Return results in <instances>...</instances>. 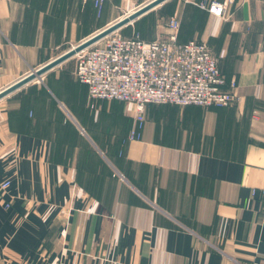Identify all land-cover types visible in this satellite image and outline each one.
<instances>
[{
    "label": "crops",
    "instance_id": "0c3cea01",
    "mask_svg": "<svg viewBox=\"0 0 264 264\" xmlns=\"http://www.w3.org/2000/svg\"><path fill=\"white\" fill-rule=\"evenodd\" d=\"M126 1L106 0L100 19L85 0H0V91ZM189 1L180 41L210 46L238 101L148 106L129 142L120 101L88 121L87 86L80 103L68 67L0 100V264H264V0H232L225 19ZM84 123L90 152L68 141Z\"/></svg>",
    "mask_w": 264,
    "mask_h": 264
},
{
    "label": "built area",
    "instance_id": "2783aa9c",
    "mask_svg": "<svg viewBox=\"0 0 264 264\" xmlns=\"http://www.w3.org/2000/svg\"><path fill=\"white\" fill-rule=\"evenodd\" d=\"M94 1L101 11L105 0ZM232 0L201 4L225 19ZM180 19L173 17L166 37L145 41L114 33L76 55V78L87 86L91 101H120L132 106L138 128L148 104L228 108L238 101L236 78L230 81L206 42H179ZM134 129L130 137H138ZM10 182L0 184L4 195ZM6 208L11 203L5 204ZM264 223V213L262 216Z\"/></svg>",
    "mask_w": 264,
    "mask_h": 264
},
{
    "label": "rangeland",
    "instance_id": "374dc122",
    "mask_svg": "<svg viewBox=\"0 0 264 264\" xmlns=\"http://www.w3.org/2000/svg\"><path fill=\"white\" fill-rule=\"evenodd\" d=\"M143 1L127 0L126 2L122 3V5H118L114 11V15H116V17H118V19H115V21H113V23L116 22V20L118 21L120 18L125 17L126 15L130 14L134 10L140 8L141 6L145 5L146 3H148L152 0H143ZM188 2H190V1L189 0H168L167 2L162 4L161 6L155 8L154 10L150 11L149 13L145 14L144 16L135 20L131 24L124 26L123 28L119 29L118 31H116L114 33L120 34V35L125 36V37H127V36H140L141 35L146 40L147 39L151 40V39L166 37L169 33V28H168L169 21L173 17H177L178 19H180V17L182 18V16H185L186 6L189 5ZM220 2H222V1H220ZM102 16L103 15H97V17L100 19L102 18ZM184 25L186 28H189L188 22L184 23ZM104 28H106V27H104ZM98 32H96V33H98ZM83 41L84 40H80L76 44H73V46H76ZM73 46H70L67 49V51L69 49H71ZM77 59L78 58L75 55L73 58L65 61L64 63H62L61 65H59L58 67H56L54 69L59 71V69H60L59 67H61V68L62 67L63 68L68 67V69H70V71H72V76L76 77ZM41 66L33 67V68H39ZM28 72L30 73V71H28ZM29 73H26L25 75L20 77V79H22L23 77H25ZM20 79H18L17 81H19ZM44 81H45V77L43 76V80L37 79V80L33 81L32 83L26 85L25 87L17 90L16 93L18 91L22 92V93H26L28 91H33V89H35L36 86L41 85ZM72 88H73L76 96L79 97V102H80V99L83 96L82 95L83 89L77 83H74ZM108 103H114V102H108ZM119 104H121L124 107L125 111L127 112V116L133 120L134 114L132 112V110H133L132 106H130L126 103H120V102H119ZM233 106H231V107H233ZM163 107H165V106H163ZM228 108H230V107H228ZM96 110H97V108L96 109H90V107H88V111H90V114L87 115L88 121L93 122V115L92 114L95 115ZM144 120H145V118H144ZM144 127H145V124L140 129H142V128L144 129ZM131 132H130V134H131ZM136 132H137V135H139V136L135 137V138H131L129 135V137H128L129 142L142 140L144 133H139L138 131H136Z\"/></svg>",
    "mask_w": 264,
    "mask_h": 264
},
{
    "label": "water",
    "instance_id": "95a60500",
    "mask_svg": "<svg viewBox=\"0 0 264 264\" xmlns=\"http://www.w3.org/2000/svg\"><path fill=\"white\" fill-rule=\"evenodd\" d=\"M168 0H152L145 5L141 6L140 8L136 9L134 12L126 15L123 18H120L115 23L109 25L108 27L102 29L98 33L92 35L91 37L87 38L80 44L73 46L68 51L64 52L57 58L53 59L52 61L42 65L39 68L31 69L30 73L27 74L25 77L20 79L19 81L13 83L12 85L8 86L7 88L0 91V100L13 94L17 90L25 87L26 85L32 83L35 80H43V76L53 70L54 68L58 67L65 61L73 58L78 53L82 52L83 50L93 46L94 44L98 43L99 41L103 40L104 38L108 37L109 35L113 34L114 32L118 31L119 29L123 28L126 25L131 24L135 20L139 19L140 17L144 16L145 14L149 13L150 11L154 10L158 6H161Z\"/></svg>",
    "mask_w": 264,
    "mask_h": 264
},
{
    "label": "trees",
    "instance_id": "16d2710c",
    "mask_svg": "<svg viewBox=\"0 0 264 264\" xmlns=\"http://www.w3.org/2000/svg\"><path fill=\"white\" fill-rule=\"evenodd\" d=\"M213 1H220V0H206L205 2L206 3H208V4H210L211 2H213ZM223 1V0H222ZM105 2H106V0L104 1V3H103V6H102V9H101V11H99L98 10V8L95 6V3H94V1H86V3H90V4H94V6H95V10L97 11V13H98V15H103V13H104V6H105ZM210 14V13H209ZM212 16V15H211ZM214 17V16H213ZM217 18V17H216ZM180 31H179V42L180 43H187V42H189V41H187V42H181L180 41V32H181V29H182V21H181V17H180ZM125 37V36H124ZM140 38V39H143V40H145V41H152V40H154V39H151V40H146L145 38H143L141 35L140 36H127L126 38ZM195 41H200V42H204L203 40H195ZM215 56V55H214ZM216 57V56H215ZM217 58V57H216ZM218 60V59H217ZM75 82L79 85V86H82V83H80L79 82V80L75 77ZM88 96V95H87ZM87 101H88V107H90V109H96L97 108V104H99V103H103V102H114V101H107V100H98V101H91V100H89V98H87ZM120 103H124V102H120ZM153 105H156V106H173V107H180V108H185V107H189V106H184V107H182V106H178V105H172V104H155V103H152V104H148L147 106H146V109H147V107L148 106H153ZM193 107H198V108H203V107H199V106H193ZM218 108V107H217ZM225 108V107H224ZM98 109V108H97ZM203 109H205V108H203ZM208 109H210V108H208ZM87 114H90V111H88V108L86 107L85 109H83ZM96 113H97V110H96ZM85 118V117H84ZM144 118H145V120H144V123H143V126H144V124L146 125V110H145V114H144ZM87 119H85V121H86ZM69 125H71V124H69ZM133 129H136V131H138L139 133H144V129H145V127H144V129L142 128V129H139L138 128V123L137 122H135V120L133 119L132 120V127H131V129H130V131L128 132V136L130 135V132L133 130ZM75 131V130H74ZM78 132V133H77ZM94 131H93V129H90L89 127H88V125L86 124V123H84L83 124V126H81V131L80 130H78V131H76V133L78 134V136L77 135H75V134H73V133H68V141H69V143H70V145L72 146V145H75V143H78V147L79 148H83L86 152L88 151V152H90L91 151V149H92V146H91V144L90 143H88L87 142V140L84 138V137H82L83 136V134H87V135H91L92 133H93ZM83 133V134H82ZM80 136V137H79ZM122 144H129V142L127 141V143L125 142L126 141V139L124 140V138H122ZM121 147V146H120ZM120 147H119V149H120ZM121 151V150H120ZM114 177H117V178H119V176L115 173L114 174Z\"/></svg>",
    "mask_w": 264,
    "mask_h": 264
},
{
    "label": "bare ground",
    "instance_id": "6f19581e",
    "mask_svg": "<svg viewBox=\"0 0 264 264\" xmlns=\"http://www.w3.org/2000/svg\"><path fill=\"white\" fill-rule=\"evenodd\" d=\"M159 7V6H158ZM134 12V11H133ZM115 23V22H114Z\"/></svg>",
    "mask_w": 264,
    "mask_h": 264
}]
</instances>
